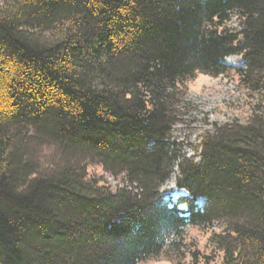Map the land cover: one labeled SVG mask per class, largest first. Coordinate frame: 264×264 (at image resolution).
<instances>
[{
  "label": "trees",
  "instance_id": "trees-1",
  "mask_svg": "<svg viewBox=\"0 0 264 264\" xmlns=\"http://www.w3.org/2000/svg\"><path fill=\"white\" fill-rule=\"evenodd\" d=\"M0 3V264H141L216 218L225 264H264V109L180 161L189 195L160 194L181 86L231 56L264 82V0ZM94 161L130 188L90 178Z\"/></svg>",
  "mask_w": 264,
  "mask_h": 264
},
{
  "label": "rangeland",
  "instance_id": "rangeland-1",
  "mask_svg": "<svg viewBox=\"0 0 264 264\" xmlns=\"http://www.w3.org/2000/svg\"><path fill=\"white\" fill-rule=\"evenodd\" d=\"M227 27L242 30L243 23L238 14L231 17ZM225 64L229 68L226 74L213 77L198 73L181 86L177 103L179 116L168 143L170 154L178 159L174 161L169 179L160 188L164 199L178 200L188 195L177 186L179 163L183 159L200 161L204 134L216 125L231 124L249 117L255 109H264V82L256 90L243 82L238 73V69L244 68L241 56H231ZM87 172L90 178L103 179L113 190L131 186L125 175L114 176L104 171L97 161L89 165ZM197 204L201 205V201ZM229 230V224L219 218L206 227L190 226L183 239L177 241L179 243L170 244L159 257L141 264H225L221 246L229 240Z\"/></svg>",
  "mask_w": 264,
  "mask_h": 264
}]
</instances>
